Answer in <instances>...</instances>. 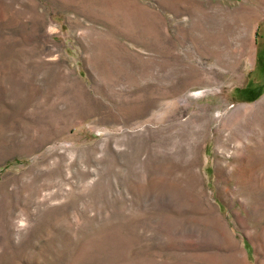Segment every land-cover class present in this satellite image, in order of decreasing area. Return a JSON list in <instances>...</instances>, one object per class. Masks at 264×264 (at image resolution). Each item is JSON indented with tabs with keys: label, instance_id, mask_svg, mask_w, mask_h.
I'll list each match as a JSON object with an SVG mask.
<instances>
[{
	"label": "rangeland",
	"instance_id": "obj_1",
	"mask_svg": "<svg viewBox=\"0 0 264 264\" xmlns=\"http://www.w3.org/2000/svg\"><path fill=\"white\" fill-rule=\"evenodd\" d=\"M0 264H264V0H0Z\"/></svg>",
	"mask_w": 264,
	"mask_h": 264
}]
</instances>
